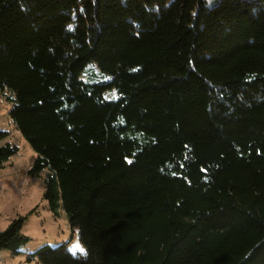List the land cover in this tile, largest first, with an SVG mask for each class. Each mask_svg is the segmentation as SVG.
<instances>
[{"label":"trees","instance_id":"16d2710c","mask_svg":"<svg viewBox=\"0 0 264 264\" xmlns=\"http://www.w3.org/2000/svg\"><path fill=\"white\" fill-rule=\"evenodd\" d=\"M90 62L110 78L83 80ZM0 81L84 246L29 261L264 264V0H0Z\"/></svg>","mask_w":264,"mask_h":264},{"label":"rangeland","instance_id":"374dc122","mask_svg":"<svg viewBox=\"0 0 264 264\" xmlns=\"http://www.w3.org/2000/svg\"><path fill=\"white\" fill-rule=\"evenodd\" d=\"M217 1L207 0L210 5ZM81 78L85 81H107L110 76L103 73L95 62H90L82 71ZM104 96L115 99L118 92L116 88H107ZM13 97V91L5 82L0 81V129L8 133L0 144L18 146V151L0 169V230L7 227L14 218L24 216L21 231L30 240L21 247L19 254H13L9 249H0V264H42L38 258L29 261L28 256L45 244H65L74 253L83 252L84 246L77 231L71 230L67 213L60 210L55 215L44 198L48 170H42L39 175H30L28 172L36 154L10 116Z\"/></svg>","mask_w":264,"mask_h":264},{"label":"snow or ice","instance_id":"6c2138e0","mask_svg":"<svg viewBox=\"0 0 264 264\" xmlns=\"http://www.w3.org/2000/svg\"><path fill=\"white\" fill-rule=\"evenodd\" d=\"M81 251H83V249H81Z\"/></svg>","mask_w":264,"mask_h":264}]
</instances>
